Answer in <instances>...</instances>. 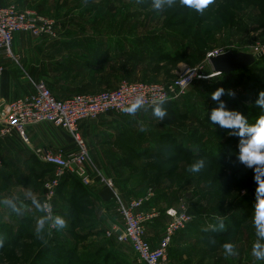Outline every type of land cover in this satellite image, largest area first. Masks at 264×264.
Here are the masks:
<instances>
[{"label": "rangeland", "instance_id": "rangeland-1", "mask_svg": "<svg viewBox=\"0 0 264 264\" xmlns=\"http://www.w3.org/2000/svg\"><path fill=\"white\" fill-rule=\"evenodd\" d=\"M3 2L23 9H36L57 23V45L49 47L44 38L40 41L23 34L20 42L25 46L17 51L14 45L12 53L18 62H26L25 67H21L27 74L31 70L36 72L29 74L33 80L37 76L46 79L59 99L68 98L78 89L95 93L112 91L123 82L158 84L168 88L182 76L184 69L198 70L200 77L177 98V106H170L171 111H167L163 120L149 111L135 112L131 116L114 114L83 129L82 139L89 151L87 169L93 182L112 184L108 185L113 192L112 206L107 214L110 223L114 218L112 212L116 211L117 216L120 203L148 198L145 212L158 213L150 220L151 230L163 235L169 224L168 208L179 199L186 204L191 218L188 229L196 235L194 239L173 241L168 251L171 264H264V259L253 255L254 247L264 248V237L258 234L253 222L258 187L255 178L264 180V165L248 166L239 159L244 137L238 135V128L227 129L210 121L211 110L220 107V102L211 99V95L221 88L225 90L220 98L225 101L224 106L239 111L250 124L264 115V109L256 105L258 90L264 89V55L256 58L247 73L231 76H215L208 62L209 54L243 52L257 56L264 50V0H214L203 14L180 6V0H176V6L160 13L152 9V0ZM107 48L110 49L109 61L94 65L92 49L105 54ZM167 52L171 53L170 59H164ZM173 57H177L176 61L171 59ZM92 78L94 81L88 83ZM229 90L235 95H228ZM42 126L47 134H56L62 139L68 136L66 145L67 141L63 144L56 141L59 149L75 145L66 131L52 124ZM28 137L34 146L53 147L49 142L43 143L38 134L35 143L30 135ZM182 140L193 148L205 146L208 153H216L224 163L220 167H211L201 158L204 167L192 173L189 167L199 158L183 157L174 164L162 166L160 161L151 158V153L161 147L171 148L168 158L176 157L174 144L177 146ZM24 164L29 170L28 177L25 181L19 179L14 191H6V196L13 199L8 201L11 205L0 206V264H99L102 259H105L103 264H142L129 244L118 241L110 233L122 224L118 220L112 225L103 223L106 215L95 202L101 205L97 195L92 196L86 191L68 200L66 189H62L60 196L53 199V210L49 215L44 194L53 171L37 177L34 173L38 162L31 157ZM166 171L172 174L169 179L163 175ZM189 179L194 185L185 190L195 196L192 202L184 198L185 190L178 189ZM232 182L240 187V191L236 194L229 189L230 192L220 196L217 191L226 188L224 183L231 186ZM2 185H6L5 182ZM56 200L58 204H55ZM55 215L63 216L67 226L56 230L47 221L37 236L38 221ZM234 217L238 222L229 231L226 222ZM16 224H20L22 230L10 237L5 227ZM97 224H103L101 236L78 237L92 226L99 229ZM221 228L229 231L227 236L219 235ZM203 230L217 236L198 234L201 236L198 239L197 233ZM64 239L78 252H88L91 262L82 261L73 252L68 253L67 247L61 245ZM54 240L57 243L51 250L50 242ZM225 244L233 246L231 254L225 251ZM97 248L102 250L98 256L95 254Z\"/></svg>", "mask_w": 264, "mask_h": 264}, {"label": "built area", "instance_id": "built-area-1", "mask_svg": "<svg viewBox=\"0 0 264 264\" xmlns=\"http://www.w3.org/2000/svg\"><path fill=\"white\" fill-rule=\"evenodd\" d=\"M17 34H29L35 38H44L49 42L58 40V26L54 19L44 16L33 9H20L15 5H4L0 1V56L14 59L12 53ZM257 56L264 55V50ZM224 53L209 54L208 60ZM4 67L0 66V78ZM200 77L196 68H186L182 76L168 88L158 84L123 82L112 91L76 94L59 99L39 80L34 84V94L5 102L0 97V195L2 193V142L5 137L16 134L27 146L34 157L42 164L53 169V176L45 185L44 203L47 213L52 212V201L56 196L62 179L67 174L74 175L85 187L92 184L88 167L89 151L82 139L80 126L83 122L93 121L102 116L118 114L131 115L124 109L130 107L137 97L143 101L137 110H151L163 101V104L176 100L186 93L194 79ZM162 104V105H163ZM52 124L66 131L74 141V149L54 151L48 148L33 147L26 133L29 126ZM112 186L111 183H108ZM147 199L120 203L118 215L122 227H114L112 235L117 240L129 244L142 264H171L168 251L174 236L186 229L191 221L187 208L181 203L178 210L169 209L166 215L171 218L158 244L153 247L147 240L146 224L158 216L147 213L144 206ZM110 234V235H111Z\"/></svg>", "mask_w": 264, "mask_h": 264}, {"label": "crops", "instance_id": "crops-1", "mask_svg": "<svg viewBox=\"0 0 264 264\" xmlns=\"http://www.w3.org/2000/svg\"><path fill=\"white\" fill-rule=\"evenodd\" d=\"M0 1L4 5H11V4H5L3 2V0H0ZM19 8L23 9V7H19ZM22 35L23 34H17L15 36V39H14L13 47L15 45V50H17V51L21 50V48L25 46L20 42ZM37 39H39L40 41L43 40L40 38H37ZM44 40L47 43L46 46H49V47L51 45H57L56 43L58 42V41L49 42L46 39H44ZM15 41H16V44H15ZM17 59L18 58L16 56H14V59H4L2 56H0V66L4 67L3 76L0 78V97L5 102H10V101L16 100L17 98H22V97H26V96H30V95L34 94V91H35L34 84L36 82H38L39 80L45 81L48 85L47 80L44 78H41V77L38 79L39 76H37L36 80H33L29 74H31V72H32V74H36V72H34V70H31V72L29 74H27L25 72V70L21 67V66H24L26 62L23 61L20 63V62H18ZM23 59L24 58H22V60ZM27 69H28V67H27ZM104 117H106V116H102V117H100L94 121L83 122L80 126L81 134L83 132V129H88V127H90L93 122H95L101 118H104ZM43 128L44 127L42 125L29 126L26 129V133H27V135H30L31 140L33 142L34 141L37 142L35 139V135L38 134V136H40V138H42L41 141L43 143L49 142V144H53V147H46V146H41V145L40 146H34L31 143L33 147H39V148L44 147V148H48V149H51L54 151H64V152H67V151L74 149V145L72 146V144H70V146H68L66 149H59L57 147L56 141L59 142L60 144H63L64 141H67L66 143H64L66 145L69 141L68 136L66 137V139H64V138L62 139L59 136H55L56 134L55 135L51 134L52 135L51 136L50 134L45 133V130H43ZM43 143H41V144H43ZM31 157H32V159H34L39 164L38 168H36V170H35V173H34L35 176L39 177L43 173H45V170H48V169L51 170L52 169L50 166H47V165L40 163L34 157L31 150L22 143V141L20 140V138L16 134H13L11 136L4 138V140L2 142V159H3L2 182H5L6 185H4V186L2 185V192L3 193H2V196L0 197L2 199V200L0 199V206H10L11 205V204H9V202H12L13 199L11 198L10 195L6 196V191L7 190L8 191H14L15 189H17L16 184L19 182V179L20 180L22 179L23 181H25V177L26 176L28 177L29 170H26L27 166L24 164V162H29V158H31ZM19 160H20V162H19ZM87 189L91 193L92 196L97 195V199L100 200L101 205H99L98 201H95V202L100 207L101 212H103L106 215L105 219H103V223L108 225L110 223V218L107 216V214L110 211L111 206H112V194H113L112 190L108 187V185L102 184V183H100V181L98 182V180L92 182L91 186L87 187ZM172 208L174 209L175 207H170L168 209H172ZM115 213H116V211H115ZM115 213L112 212V215L114 216V218H112L113 220L111 221L110 225L115 224V221H117V220L119 221V224H122L121 218L118 215V208H117V216H115ZM167 219L169 220V222L171 221V219L169 217H167ZM19 221L20 220H18L17 222H19ZM17 225L18 224H16L15 226H17ZM100 225H103V224H100ZM151 226H152L151 222H148L146 224V229H147V236L146 237H147V240L150 242V244L153 247H156V246H158L163 235H159L158 233L155 234L154 232H152ZM188 228L189 227L187 226L186 229L178 232L174 236L173 241L177 240V238H183V239H187V240L188 239H194L195 235H196L195 232H192ZM99 229H100V227H99ZM198 234L200 235L202 233L198 232L197 235ZM199 235L197 236L198 239H200V237H201Z\"/></svg>", "mask_w": 264, "mask_h": 264}, {"label": "clouds", "instance_id": "clouds-1", "mask_svg": "<svg viewBox=\"0 0 264 264\" xmlns=\"http://www.w3.org/2000/svg\"><path fill=\"white\" fill-rule=\"evenodd\" d=\"M214 0H180V6L186 7L190 12H196L203 14L204 10L213 4ZM176 6V0H152L151 7L157 13L163 12L168 8ZM224 89H218L212 93L211 99L219 101L220 107L211 110L210 121L227 129H239L238 135L244 137L240 143L239 159L247 162L248 166L252 164L264 165V115H260L254 123H249L244 115L239 111L227 109L225 101L221 100ZM228 95L234 96L235 93L229 90ZM143 97H137L135 102L130 107L124 110L128 113H135V111L141 106ZM163 101L157 104L153 108V115L159 120H163L167 114V110L162 107ZM256 105L260 109H264V91L259 93V97L256 100ZM204 167V160L199 159L190 165L189 171L192 173L199 172ZM258 183L257 187V202L254 206L253 222L258 229V234L264 237V180L255 178ZM42 207L41 205H37ZM50 221V227L61 230L64 229L67 224L66 220L61 215L47 216L38 221L37 236L44 230L45 223ZM225 251L229 254L233 251L231 244L224 245ZM253 255L258 259H264V248H253Z\"/></svg>", "mask_w": 264, "mask_h": 264}, {"label": "trees", "instance_id": "trees-1", "mask_svg": "<svg viewBox=\"0 0 264 264\" xmlns=\"http://www.w3.org/2000/svg\"><path fill=\"white\" fill-rule=\"evenodd\" d=\"M36 10V9H35ZM38 13H40V14H42V15H44V16H46L43 12H41V11H38V10H36ZM56 41H58V40H56ZM55 41V42H56ZM93 50V52L91 51V53H92V60H93V63H94V65H102V64H106L108 61H109V59H110V57H109V48H107V50H106V53L105 54H101V52L100 51H97V50H94V49H92ZM171 53H168L167 52V54L166 53H164V55H165V57L166 58H164V59H170V57H169V55H170ZM176 58L177 57H173V58H171L172 60H174V61H176ZM89 66H92V65H89ZM255 70V69H254ZM247 71H249V68L248 69H246V70H243V71H239V72H236V73H232V74H229V76H231V75H237L238 73H247ZM219 76H228L227 74H222V75H219ZM92 81H94L93 80V78H92V80H91V82H88V83H92ZM88 85V84H87ZM259 87H262V85L261 86H259ZM264 89H259L258 90V95H259V93L261 92V91H263ZM75 94H73V95H76V94H86V93H95V92H85V91H79V89H78V91H75L74 92ZM73 95H71V96H73ZM71 96H68V98L69 97H71ZM178 100L176 99V100H172V101H169V102H167V103H165V104H163V105H161L162 107H164V108H166V110L167 111H171L169 108H170V106H177V102ZM167 105H169V107H166ZM145 112V111H149V112H153V109H151V110H136L135 112ZM132 114H134V113H132ZM131 114V115H132ZM112 115H114V114H112ZM118 115V114H117ZM131 115H121V116H131ZM107 116H109V115H107ZM106 116V117H107ZM119 116V115H118ZM174 146L176 147L175 148V150L177 151L176 153V157H173V158H168L167 157V154H169L170 152H168L171 148L170 147H168V148H160L159 149V151H157V152H152L151 153V158L152 159H154L155 161H160L161 163H160V165L162 166V165H170V164H174V163H176V162H178V160H180L181 158H183V157H193V158H196V159H201V158H203V159H205V161H207L208 162V164L211 166V167H220L223 163H222V160H221V158L220 157H218L217 155H216V153H213L212 151L210 152V153H208L207 152V149H206V147L205 146H199V147H196V148H193L191 145H189V144H187L186 142H184L183 140H182V142H180L177 146L174 144ZM224 145H222L221 147H223ZM129 149H131V150H134V148H132V147H130ZM166 153V155H164ZM177 157H179V158H177ZM53 170L51 169V170H45V172H52ZM44 174V173H43ZM163 175H164V177L166 178V179H169L171 176H172V174H171V172L170 171H166L165 173H163ZM228 183V182H227ZM227 183H224V185H226V188L225 189H223V190H220V191H217L218 192V194L220 193V196H224L228 191H229V189H230V191H233L234 193H236L237 194V192L238 191H240V187H238V186H235V184L232 182L231 183V186H228L229 184H227ZM194 184L192 183V181L189 179V180H186L182 185H181V187H179L178 189L182 192V191H184L185 189H187V188H189L190 186H193ZM62 189H66V191H67V195L70 197V198H68V200H71V199H73V196L75 195V194H81V193H84V192H86V191H88V189H87V187H85V186H83L82 185V183L74 176V175H72V174H67L63 179H62V181H61V184H60V186H59V188L57 189V193H56V196L58 197V196H60V194H61V191H62ZM186 191V190H185ZM229 191V192H230ZM190 193H191V191H186L185 193H184V198L186 199V201L187 202H192L194 199H195V196L194 195H190ZM187 194H189V196L187 195ZM56 197V198H57ZM234 198H236V195H235V197ZM180 200V199H179ZM179 200H177V201H175L172 205H171V207H178L179 208V206H180V204H181V201L179 202ZM55 204H58V202H57V200L55 201ZM146 204V203H145ZM178 205V206H177ZM186 205V204H185ZM74 212H75V209L73 208L72 209V214H74ZM187 212H189V208H188V211ZM201 217V216H200ZM201 218H205V217H201ZM238 222V219L237 218H232L231 220H230V222L228 221V222H226L228 225H229V231L230 230H232V228H234L235 227V225H234V223H237ZM190 223V222H189ZM3 225V224H2ZM96 225V224H95ZM5 226H7V225H5ZM18 227L16 228V226L15 227H13V226H11V225H8L7 227H5V228H7V230L6 231H8V235L11 237V234H13V235H18L20 232H21V230H22V226H20V224L19 225H17ZM97 226L98 227H100V229H95L93 226L92 227H90V228H88V230H86L87 232L84 234V235H81V234H78V237L80 238V237H84V238H89L90 236H98V235H102V232H100V231H103L104 230V227L102 226V225H100V224H97ZM188 226V225H187ZM187 228V227H186ZM19 229V230H18ZM227 229H225V228H221L220 229V233H219V235L221 234V235H223V234H226L225 236H227V233L229 232ZM201 233L204 235V236H210L211 235V237L213 236V237H215V236H217V234L216 233H214V232H212V231H210V233H209V230H203V231H201ZM90 234V235H89ZM98 234V235H97ZM208 234H210V235H208ZM106 235V234H105ZM57 239V238H56ZM58 240H60V239H58ZM61 240H62V238H61ZM65 241H63V243L64 244H62L61 243V245L63 246H65V247H67V249H68V253L69 252H73L74 254H75V256H78V257H80L81 258V260L82 261H84V262H91V256H90V254H88V252H84V253H81V252H78L74 247H72V246H70V244L67 242V240L66 239H64ZM201 240H205V238H202ZM57 243V240H54L52 243L50 242V249L51 248H53V245H55ZM173 243V242H172ZM172 245V244H171ZM171 248V247H170ZM49 249V250H50ZM51 250H53V249H51ZM91 252V251H90ZM99 252H102V250H101V248H97L96 249V252H95V254H96V256H98L100 253ZM110 252V251H109ZM109 252H105V253H109ZM52 254V253H51ZM54 254H56V252H54ZM74 255H73V257H75ZM103 260H105V259H102L101 261H99V264H103V263H101Z\"/></svg>", "mask_w": 264, "mask_h": 264}, {"label": "water", "instance_id": "water-1", "mask_svg": "<svg viewBox=\"0 0 264 264\" xmlns=\"http://www.w3.org/2000/svg\"><path fill=\"white\" fill-rule=\"evenodd\" d=\"M260 56H254L248 53H233L227 52L220 56L212 57L208 60L211 70L215 76L222 74H232L239 71L248 69L253 65L256 58ZM189 196V194H187Z\"/></svg>", "mask_w": 264, "mask_h": 264}, {"label": "bare ground", "instance_id": "bare-ground-1", "mask_svg": "<svg viewBox=\"0 0 264 264\" xmlns=\"http://www.w3.org/2000/svg\"><path fill=\"white\" fill-rule=\"evenodd\" d=\"M186 69H184V71H185Z\"/></svg>", "mask_w": 264, "mask_h": 264}]
</instances>
